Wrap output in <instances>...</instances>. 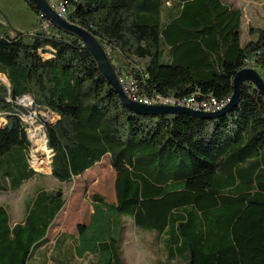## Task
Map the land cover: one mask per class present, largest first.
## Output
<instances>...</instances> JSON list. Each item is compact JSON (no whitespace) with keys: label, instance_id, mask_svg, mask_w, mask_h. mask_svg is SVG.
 I'll return each mask as SVG.
<instances>
[{"label":"trees","instance_id":"1","mask_svg":"<svg viewBox=\"0 0 264 264\" xmlns=\"http://www.w3.org/2000/svg\"><path fill=\"white\" fill-rule=\"evenodd\" d=\"M23 1L47 22L31 0ZM53 2L101 40L141 96L202 94L221 102L233 94L238 71L264 70V28L252 27L256 38L243 42V11L225 0ZM33 33L25 37L0 22V75L9 81L0 79L6 118L0 190L16 191L38 175L21 117L28 111L17 104L25 94L37 110L56 115L44 125L55 179L70 184L108 154L117 174L116 204L95 194L91 225L79 226L78 238L62 233L53 260L68 264L75 251L94 255L90 264H127L121 217L128 216L164 236L172 260L189 255L190 264H264V97L258 89L245 82L239 104L215 119L143 116L126 109L77 36L54 25ZM65 203L63 189L39 188L15 224L0 204V264H29L49 242Z\"/></svg>","mask_w":264,"mask_h":264},{"label":"rangeland","instance_id":"2","mask_svg":"<svg viewBox=\"0 0 264 264\" xmlns=\"http://www.w3.org/2000/svg\"><path fill=\"white\" fill-rule=\"evenodd\" d=\"M57 1V0H53ZM229 4L241 8L246 17L243 18L245 30H243L242 41L246 42L248 29L254 27L264 28V0H225ZM55 3V2H54ZM248 21V22H247ZM0 22L8 25L12 30L17 29L26 33H33L46 23L28 8L23 0H0ZM245 32V33H244ZM45 56H48L45 54ZM116 61L118 62L117 57ZM264 77V72L262 73ZM120 76V73H119ZM5 83L9 81L5 75H0ZM174 97V96H173ZM25 100V102H24ZM17 104L25 108L28 113L21 115L25 122L29 139L30 133L35 126H40L44 131L46 123L54 122L56 115L34 107V100L30 94H25L17 99ZM31 119V120H30ZM32 120L34 122H32ZM6 122V118L0 113V127ZM35 125V126H34ZM48 142V141H47ZM48 147V145H47ZM49 149V148H48ZM46 153H48L46 151ZM33 144L31 143L30 165L36 169L38 175L31 180L25 181L20 189L16 191H0V204L10 209L12 223L19 222L24 217V207L27 198L33 196L39 188L47 190L63 189L65 195V206L59 212L57 218L49 228V242L38 248L36 254L29 259V264H66V259L60 258L62 262L53 260L51 254L59 253L61 244L57 246V239L62 233L79 237V226L91 225L95 214V202L93 196L100 195L109 205L116 204L115 178L110 155H106L100 163L87 173L74 178L70 184H62L51 174L52 151L49 149L47 163L42 166L33 157ZM34 159V163H33ZM40 164V165H39ZM106 210V208L104 209ZM124 232L121 240V251L127 264H190L189 255L170 259L164 236H159L156 231L145 230L135 225L131 217H121ZM73 243V244H72ZM72 245H77L72 240ZM75 248V247H74ZM73 249V248H72ZM52 254V255H53ZM66 250H64V255ZM74 258L68 264H90L96 260L92 254L79 256L74 251Z\"/></svg>","mask_w":264,"mask_h":264},{"label":"water","instance_id":"3","mask_svg":"<svg viewBox=\"0 0 264 264\" xmlns=\"http://www.w3.org/2000/svg\"><path fill=\"white\" fill-rule=\"evenodd\" d=\"M37 9L40 11L43 17L46 19V25H54L59 29L65 31L68 34L77 36L90 52L94 60L96 61L99 71L106 81L112 85V87L119 94L122 104L130 112L143 115L158 117L165 114H187L189 116L197 118L215 119L222 115L227 114L235 106H237L241 100L243 94V84L245 82H251L264 97V77L262 73L255 68H244L237 72L233 78L234 91L227 104L217 111H205L201 109H195L184 105H172L166 103L150 104L142 101L134 100L131 98L122 85L119 73L115 69V66L109 56L106 46L101 40L89 30L81 25L72 23L58 11L56 4L52 0H31ZM14 32L21 34L25 37H36L34 33H26L14 29ZM31 96V95H30ZM21 105V104H20ZM50 114V112H49ZM1 129V127H0ZM32 143L31 139H29ZM46 140L48 138L46 136ZM36 170V169H35Z\"/></svg>","mask_w":264,"mask_h":264},{"label":"built area","instance_id":"4","mask_svg":"<svg viewBox=\"0 0 264 264\" xmlns=\"http://www.w3.org/2000/svg\"><path fill=\"white\" fill-rule=\"evenodd\" d=\"M58 11L61 13L63 12V4L59 3L56 5ZM47 24V23H46ZM120 79L124 88H126V93L133 98L134 100L142 101L145 103L156 104V103H166L172 105H184L189 106L195 109H210V108H217L221 107L224 103H215V96H205L202 97L200 95H191L190 98H177L173 97L172 99H162V98H154L148 96H141L138 94V88L136 82L133 80L132 76L123 73L120 74Z\"/></svg>","mask_w":264,"mask_h":264},{"label":"bare ground","instance_id":"5","mask_svg":"<svg viewBox=\"0 0 264 264\" xmlns=\"http://www.w3.org/2000/svg\"><path fill=\"white\" fill-rule=\"evenodd\" d=\"M63 12H64V9H63ZM124 90L126 91V88H124ZM229 99H227L225 101H221V102H219V101H217V99H215V103H224L225 102V104L222 105L221 107L210 108V109H201V110H205V111H217V110L223 108L227 104V102L229 101ZM24 102H25V100H24ZM32 122H34V121L32 120ZM30 137H31V141H32V144H33V154H32L33 157L42 166L48 164L47 163V153H46V151H47V146H46L47 140H46V137L43 134L40 126H35L34 131H32L30 133Z\"/></svg>","mask_w":264,"mask_h":264},{"label":"crops","instance_id":"6","mask_svg":"<svg viewBox=\"0 0 264 264\" xmlns=\"http://www.w3.org/2000/svg\"><path fill=\"white\" fill-rule=\"evenodd\" d=\"M244 17H246L245 16V14H243L242 15V28H243V30H245V25L243 24V18ZM248 22V21H247ZM254 27H257L256 25H254V24H252ZM245 33V32H244ZM246 40L245 41H249V40H252V39H255L256 37L255 36H253L252 34H251V32L249 31V29H248V32L246 33ZM261 73H263L264 72V70H261L260 71ZM108 156V155H107ZM100 163V162H99ZM98 164V163H97ZM94 168V167H93ZM93 168H91V169H89V170H87L85 173H87L88 171H90V170H92ZM84 173V174H85ZM113 174H114V178L116 179V176H117V174H116V171L113 169ZM0 191H2V190H0ZM12 191V190H11ZM9 211H10V209H9ZM10 215H11V213H10ZM24 216H25V207H24ZM24 219V217L22 218V220ZM21 220V221H22ZM11 221H12V219H11ZM21 221H19V222H21ZM15 223H18V222H14V224ZM123 254H125V253H123Z\"/></svg>","mask_w":264,"mask_h":264}]
</instances>
